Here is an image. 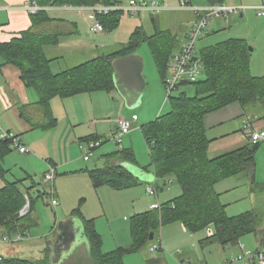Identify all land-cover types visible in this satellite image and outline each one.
<instances>
[{"label":"trees","instance_id":"trees-1","mask_svg":"<svg viewBox=\"0 0 264 264\" xmlns=\"http://www.w3.org/2000/svg\"><path fill=\"white\" fill-rule=\"evenodd\" d=\"M40 6H93L98 3L113 5L120 0H34ZM124 12H111L96 16L104 30L115 29ZM32 26L8 43H0L1 64H14L21 70V78L28 89L35 91L39 100V118H29L23 109V116L34 129L49 130L57 126L52 110V100L66 99L81 94L115 91L113 62L115 59L137 54L140 46L147 43L153 61L164 84L168 77L169 63L177 52L178 43L170 31H156L146 35L137 28L128 43L120 50L100 55L84 63L54 73L50 64L54 59L47 55V49L55 46L60 36L70 32H51L48 29L55 19L47 11L31 15ZM249 46L244 40L230 39L199 53L204 77L196 83H183L178 95H170L171 109L140 129L149 148L154 176L167 180L174 178L181 187V194L161 204V210L149 209L136 215L131 224L132 243L105 253L102 237L95 228L94 219H86L79 209L71 217L83 223L85 235L90 244V257L94 264H125L124 257L150 247L161 228L180 222L191 233L212 229L205 239L222 246L237 245L242 238L256 235L264 245V213L254 210L237 216H229L226 205L221 202L215 186L241 173L248 172L253 190L261 189L254 181L256 153L259 144L252 142L243 147L210 159L205 117L224 107L239 103L243 107L264 103V76L256 77L250 72ZM195 87V95H187L185 88ZM99 139V137L94 138ZM93 140V139H91ZM11 141L0 140V179L7 170L5 158L14 151ZM137 165L132 149L122 148L107 155L103 168L88 171L96 188L109 186L114 190H125L139 184V181L122 165ZM29 191L23 182H7L0 188V228L8 236L23 235L31 228V213L34 200L30 201L29 212L21 216ZM82 203L80 204V206ZM153 234V240L150 236ZM159 252H162L159 251ZM149 264H162L151 258ZM0 264H47L17 258H2Z\"/></svg>","mask_w":264,"mask_h":264},{"label":"crops","instance_id":"crops-1","mask_svg":"<svg viewBox=\"0 0 264 264\" xmlns=\"http://www.w3.org/2000/svg\"><path fill=\"white\" fill-rule=\"evenodd\" d=\"M26 1L30 0H0V43L10 42L13 38L17 37L19 33L28 30L32 26L31 14L22 9V5ZM150 1L152 0H148V3ZM164 1L166 2V4L168 1L170 5L167 4V6L170 9L168 11H165L167 13H164L160 16L164 19V22H160L162 27L161 31H170L173 36H175V39L178 43V48L176 51H178L181 44L185 40V37L192 25V22L196 19V15L191 10H178L177 8L181 0H170V2L169 0ZM188 2L191 5L201 7L211 4H226L235 6L243 5L246 7H250L240 13H234L229 15L227 17L228 21L226 17L212 18V23L209 21L211 25H209L208 23V26L211 27V30L207 32V26L203 35L214 34L218 36L227 33L229 37L225 38L223 42L230 39L244 40L248 46L251 45L253 47L252 50H250L251 47H249V52L251 55V74L256 77L264 76V16H260L256 9L251 8L262 4L264 0H188ZM120 3L123 4L122 2ZM56 9H58V7H53L51 11H54ZM175 12L177 14V17L180 13L184 14L183 19H180L179 22L175 23V25L171 23L170 25L167 24L168 19H165V17L173 16ZM48 13L51 18L55 19V22L48 26V29L51 32L71 33L68 35L60 36L58 43L55 46L49 47V49H47L48 57L54 59L50 64L52 72L60 73L67 70L68 68L74 67L76 65H79L95 57L100 56L98 54L100 52L98 49L101 48V46H99V48L97 47L96 49H94L93 47V53L90 57L88 56V54H85L84 50L81 49L78 53V56L76 57V61L78 64H71L69 63V61L66 60L67 54L63 52V48H66L65 44L67 45L71 44V42H77V39L83 37L82 33H84L85 29L84 22L87 21L88 24H90L91 26L97 21L96 17H94L90 13H87V19H65L53 16L50 12ZM75 15H77V13H71L70 17H73ZM162 23L164 25H162ZM153 24L155 26L157 24L155 19H153ZM181 25L182 29L180 32L177 33L172 32L171 28H167L172 27L174 29H177ZM137 28H139V26H136L134 29ZM104 31L98 32V34H103ZM90 36L91 35L88 33L87 37L90 38ZM127 43H125V45ZM200 51L197 53V56H199ZM86 52H88V50H86ZM1 63L2 62L0 61V127L3 130L13 132L17 136H19L20 142L25 147L29 148L31 151L27 153H21L17 151L14 153V156L20 159V161L15 164V168L19 166V169L10 168L6 163L7 157L5 158L4 167L7 170V174L4 179H0V188L4 187L7 182L13 183L22 181L23 188L29 191L30 195H25L26 204L27 202H29L30 205L31 199L34 200L36 198L32 197L31 192L37 190V192H35L37 196L43 193L42 188H46L44 186L46 184L44 181V175L48 171V167L50 165H56L58 167V170L55 166V182L57 181V189L54 188L55 198L57 199L58 205L62 207L63 194L58 188V182L62 179L56 180L57 176H60L59 171H62L61 177L72 178L74 179L73 181L76 180L74 183V188H78L79 186H82V184H85L84 179L76 178H79V176H87L89 178L88 171L96 169V166H94L93 168H83L82 166L81 168V166H76L71 161H67L65 163L60 164L59 162H57L54 156L45 157L43 155L45 153H54L53 149L64 148L69 142L71 143V146L74 145V143H79V145L82 146L84 152L87 150V143L91 141V139L97 137L104 138V135L97 134L76 141L75 134V131L81 123L91 121V119H94L95 121L100 120V118L98 117L99 115H102L100 104L96 106V112L91 115L88 108L84 107L83 102L84 100H86V98L90 97L93 100H98L99 103H103V93L96 92L92 94H84L63 100H60V98L53 99L51 105L53 114L57 119V126L49 130L34 129L33 126L26 120V117L22 114L24 111L23 109H25L27 117H40L41 114L37 106V102L39 100L38 94L25 86L21 78V70L19 69V67L14 64ZM114 92L118 94L116 90L111 92L110 94H113ZM119 98L121 99V109L123 110V108L125 107V103L120 97V95ZM133 116L137 117V121L134 123L135 126L133 125L132 131L139 127L141 128L143 125H145L143 124L139 126L137 123L139 121L138 115L133 114ZM117 121L118 120H115L113 122V133L117 129ZM205 126L207 129L208 138L211 140L208 150V156L210 159L217 158L226 153L235 151L243 147L244 145L251 143L252 132L264 130V103H255L248 107H243L239 103L231 104L216 112L208 114L205 117ZM34 137L37 138L35 139ZM115 151L117 150H112L111 152L103 153L100 157L101 166H99L98 168H103L107 163V155ZM90 160L91 159L87 161ZM115 163L117 165H122V167L132 173V175L139 181V184L137 186H148L151 182L150 180L154 176V169L152 166L142 167L141 164L138 163V161L136 166L128 163ZM35 164H38L37 168H34ZM38 176L39 179L35 180V178ZM40 179H42L44 183H42V180ZM254 181L258 186L262 188L253 190V187L251 185V177L248 172H244L237 176L228 178L215 186L216 192L220 194L221 202L226 205V212L229 216H237L251 210L257 211L258 208L264 205V142H260L258 145L254 168ZM26 183H29L30 185L27 186ZM167 184V181L165 182V185H163L162 183L163 186H167ZM87 187L85 185L82 190L86 191L88 189ZM157 188H159L158 181ZM163 190L164 188H161L160 192H162ZM149 198L153 200L154 196H151ZM159 199L160 196L158 194V201L160 202ZM154 201L151 202L146 211L150 209V206L154 203ZM35 203L36 202L33 203L32 213L30 217L32 226L25 233V238L23 240L24 242L27 238V240H29V243L26 245L19 244L17 246L16 243L18 242L13 241L14 236H9L12 239L11 241H5L4 237L8 235H6L5 231L0 228V257L17 258L29 260L32 262L45 261L47 262V264H67L69 260L74 259L72 261V264H78L77 255L84 253L86 254L87 258L80 259L81 264L82 262L83 264H94L93 260L90 257V244L85 235L83 223L79 218L70 217L69 219H67L68 217H66V220L64 219L62 222H60L64 224L69 223V221L73 220L72 227L78 239L75 243L66 242V248H69V250L66 251L63 256L56 257L54 253V244L59 234L60 224H57V228L54 227L51 231L47 232V234H38L35 237L31 236V232L33 230H38L36 228H38L39 226V218L37 217L38 220L37 218H33L35 212ZM164 203L165 202H162V204ZM229 212L231 214H229ZM64 228L66 229L67 235L69 234L70 236L68 240L72 241L70 226H66ZM162 231H164V229L161 228L160 234L157 236V239L154 243H162V238L164 237V244L166 246L165 248L171 249L172 246L166 241L165 232L163 236ZM208 232L210 233V231ZM208 232L199 243L200 251H193L191 253L181 255L179 257V261L181 264H191V259L194 257L196 258L195 264H213V262H216L217 264L220 263L218 261V258L213 255L214 250L209 249L212 248L215 243H211L205 240L209 236ZM179 233H181V230ZM182 234H185L187 239L193 241V237H189L184 225L182 228ZM244 238H242L241 241H243ZM257 241L260 244L259 240ZM233 246L238 252L236 245ZM31 252L37 253V256L39 258L36 261L30 260L28 258L30 255L29 253ZM105 252L108 253L111 251ZM200 256L202 260L199 259ZM231 256H233V254ZM151 258L161 261L162 264H171L170 260H172L164 252V250H162V252H156L153 257H150L149 259ZM146 264H149V261H146Z\"/></svg>","mask_w":264,"mask_h":264},{"label":"rangeland","instance_id":"rangeland-1","mask_svg":"<svg viewBox=\"0 0 264 264\" xmlns=\"http://www.w3.org/2000/svg\"><path fill=\"white\" fill-rule=\"evenodd\" d=\"M129 1L130 0H120V2H122L124 5L127 4ZM146 2L148 3V0H146ZM167 4H169L168 1ZM168 10H164L162 12H151V14L147 11L135 14L124 13V15L121 16L120 24L113 30L105 29L103 34L91 32L90 24L85 21V29L84 33H82L83 37L77 39V42H71V44L67 45L65 44L66 48H63V52L67 54L66 60L69 61V63L71 64H78L76 61V57L78 56V53L81 49L84 50L85 54H88V56L90 57L93 53V47L94 49H96L97 47L99 48V46H101V48L98 49L100 51L98 53L99 55H108L110 53H114L122 49L125 43L130 40V36L136 30L134 29L136 26H139L146 35L154 34L156 31L159 30L161 31L162 27L160 22H164V19L160 16L164 13H167L165 11ZM49 12L53 16L65 19H87L86 12H82L80 10L75 9H64L60 7L54 11ZM71 13H77V15L70 17ZM183 15L184 14L180 13L177 17V14L175 12L173 16H167L165 17V19H168L167 24L170 25L171 23L175 25L176 22H179L180 19H183ZM153 19L156 20V26L153 24ZM210 22L212 23V19L210 20ZM211 23H209V25H211ZM162 25L164 24L162 23ZM167 28H171L172 32L177 33L181 31L182 25L179 26L177 29H174L172 27ZM210 30L211 27L208 26L207 32ZM88 33L91 35L90 38L87 37ZM228 37L229 36L227 33L218 36L214 34H202L197 43L196 54L200 50L215 46L221 41L223 42V40ZM249 47L253 48L251 45H249ZM86 50H88V52H86ZM137 55L141 56L144 60L143 76L146 82L140 106L132 110L127 109L123 106L124 108L122 110L121 99L119 98V95L115 92L113 94H110L111 92H102V96L104 97L103 103H99L98 100H93L90 97L86 98V100H84L83 102L84 107L88 108L91 115L96 112V106L100 104L102 114L98 116L100 120L95 121L94 119H91V121L83 122L78 126L77 130L75 131L76 141L88 138L92 135H104V138H99L103 141V144L94 151V153L90 157L91 160L86 161L84 159L87 150L83 152L82 146L79 145V143H74V145L71 146L70 142L67 143V146H65L64 148L53 149L54 153H45L43 156H54L57 162H59L60 164L65 163L67 161H71L76 166H81V168L82 166L83 168H93L94 166H96L95 168H98L99 166H101L100 157L103 153L111 152L112 150H118L119 148H132L136 154L135 156H137L136 160L138 161V163L141 164L142 167L152 166L149 151L140 127L134 129L132 132L126 135L124 137L123 144L118 145L117 143L112 141L113 135L115 134V132H112L113 122L115 120H119V118H125L129 120L131 119L133 114H136L139 118V121L137 123L139 126H141L150 121H154L160 115L168 113L171 109L170 103L168 101L169 96L165 84L163 82L162 77L160 76L158 69L156 68L151 51L147 43H143L140 46ZM170 67L171 61L169 63L168 70H170ZM202 76L204 77V72ZM184 90L190 97H193L195 95L194 86L190 85ZM178 93L179 92H174L172 95H178ZM133 125L135 126V124H132V129ZM34 138L36 139L37 137ZM86 147H88V143ZM28 150L31 151L29 148ZM17 151L19 150L15 149L6 158L7 165L12 169H14L16 167L15 164L20 161L19 158L14 156V153ZM37 167L38 164H35L34 168ZM15 169H19V166ZM59 174L60 176H57L56 180L62 179L58 182V188L63 194L62 207L58 205L56 208H54L51 205L53 195L50 192V187L42 188L43 193L39 196H37L35 193L37 192V190L31 192L32 197H36L34 199V202L36 203L34 205L35 212L33 218H39V220L37 218L39 226L38 228H36L38 230H33L31 232V236L35 237L38 234H47V232L51 231L54 227L57 228L56 225L60 224V222H62L66 217H68L67 219H69L74 210L79 209L86 219L95 220V228L102 237V249L104 252H112L120 248L129 247L132 243L131 224L133 218L138 214L146 212L151 202L154 201V198L153 200L149 198L151 196H149L146 191L147 185L134 186L125 190H114L109 186H101L99 188H96L90 176L89 178L87 176H79V178L76 179H84V184L86 185V187L88 185V189L86 191H83L82 189L83 187H85V185L82 184V186L74 188V183L76 180L73 181L74 179L72 178L61 177L62 171H59ZM38 179L39 176L35 178V180ZM166 181L168 182L167 186H163L165 185ZM170 181L172 182V184L169 183ZM42 183H44L43 180ZM26 184L27 186L30 185L29 183ZM158 185L159 190L157 194H159L160 196V204H162V202H168L181 194V187L179 183L176 179L172 177L168 178L165 181H162V179H158ZM53 186L57 189V181H54ZM161 188H164L162 192H160ZM81 203L82 205L80 206ZM256 212L259 214H263L264 205L258 208ZM229 214L231 213L229 212ZM182 228L183 224L180 222L168 224L162 227V229H164V231H162L163 236L165 232L166 241L172 246L171 249H166V246L164 244V237L162 238L161 245L163 247L164 252L170 257V259H172L170 260L171 264H181L179 261V257L183 254L191 253L193 251H200L199 243L209 231L204 230L197 233H191L185 228L188 232L189 237H193V241H190L186 238L185 234H182ZM180 230L181 233H179ZM259 238V236L252 234L246 236L244 240L239 241V243H242L244 245L245 250L255 251L257 248L264 250V245H260L257 241ZM25 240L26 241L24 242L20 241L16 243V245L18 246L19 244H28L29 240H27V238ZM236 247L238 249V252L232 244L222 246L221 244L215 243L213 247L209 249L214 250L213 255L218 258V261L220 262H218L219 264H226L227 258H229L232 254L239 255L242 253L241 249L238 247V244L236 245ZM150 248L151 246L139 252L129 253L125 255V264H146V261H148V259L150 257H153V255L156 253L152 252ZM29 254L30 255L28 258L30 260L36 261L39 258L37 256V253L31 252ZM77 258L78 264H81L80 259L87 258V256L86 254L82 253L78 254ZM199 259L202 260L201 256L199 257ZM73 260H69L67 264H72ZM191 262V264H195L196 258H192ZM213 264L217 263L213 262Z\"/></svg>","mask_w":264,"mask_h":264},{"label":"built area","instance_id":"built-area-1","mask_svg":"<svg viewBox=\"0 0 264 264\" xmlns=\"http://www.w3.org/2000/svg\"><path fill=\"white\" fill-rule=\"evenodd\" d=\"M53 7L57 6H40L34 1H26L22 5V9L29 12L31 15H35L40 11H51ZM64 9H75L82 12L90 13L94 17L108 15L111 12L119 11L127 14L141 13L143 11L147 12H162L164 10L170 9L164 0H152L149 3L144 2L141 4L137 0H130L128 4H113L104 5L98 3L93 6H58V8ZM250 8L243 5H226V4H211L205 6H194L191 5L188 0H181L178 6V10H191L195 13L196 19L192 22V25L185 37L184 42L181 44L178 51L174 54L171 60V67L168 70V77L166 79L165 87L168 96L172 95L174 92H179V87L183 83H196L203 78V64L199 56L196 54L197 43L200 36L204 33L209 21L212 18L228 17L234 13H240L245 9ZM256 9L260 16H264V2L258 6L251 7ZM228 21V18H227ZM90 31L94 33L104 31L103 25L96 21L90 26ZM137 121L136 116H132L131 119L120 118L117 121V129L113 135L112 141L118 145L123 144L124 137L132 131V124ZM0 140L11 141L13 148L19 150L21 153L29 152L28 148L25 147L19 140V136L13 132L3 130L0 127ZM251 142L253 144H259L264 142V130L254 131L251 133ZM103 144L101 139L91 140L88 142L87 152L84 159L87 161L90 159L94 151ZM149 151V148H148ZM150 153V151H149ZM56 177V168L53 165L49 166L48 171L44 175L45 183L49 184L50 192L53 195L51 205L56 208L58 206L57 199L55 198V189L53 183ZM171 183V181L169 182ZM146 191L149 195L154 196L155 201L150 209L161 210V204L158 201V188H157V178L154 176L153 182H150L146 187ZM29 202L21 210L20 215L24 216L29 212ZM210 233L212 229L209 228ZM23 235H16L13 241L20 242L24 240ZM5 241H11L9 236L4 237ZM238 247L241 249L242 253L239 255H233L226 260V264H264V250L258 248L257 250H245L242 243H238ZM152 252H159L163 250L161 243H153L151 245Z\"/></svg>","mask_w":264,"mask_h":264},{"label":"water","instance_id":"water-1","mask_svg":"<svg viewBox=\"0 0 264 264\" xmlns=\"http://www.w3.org/2000/svg\"><path fill=\"white\" fill-rule=\"evenodd\" d=\"M139 2L143 4L145 0H139ZM250 50H252V48H250ZM113 68L114 86L120 97L123 99L125 107L130 110L137 108L142 102L143 92L146 85L143 76V58L137 54L120 57L114 60ZM153 180L154 176L150 181L153 182ZM44 186L47 188L49 187V184L46 183ZM72 225L73 220L69 221V223H60L59 234L54 244V253L56 257L63 256L66 251L69 250V248H66V242H77V235L75 234ZM66 226H70L72 241L68 240L70 236L66 233V229L64 228ZM153 239V234H151L150 240L152 241Z\"/></svg>","mask_w":264,"mask_h":264}]
</instances>
